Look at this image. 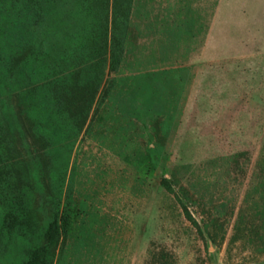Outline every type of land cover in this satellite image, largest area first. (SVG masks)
I'll use <instances>...</instances> for the list:
<instances>
[{
  "label": "rangeland",
  "instance_id": "obj_1",
  "mask_svg": "<svg viewBox=\"0 0 264 264\" xmlns=\"http://www.w3.org/2000/svg\"><path fill=\"white\" fill-rule=\"evenodd\" d=\"M91 1L59 0L26 69L58 140L52 264H264V0ZM26 239L0 229V264Z\"/></svg>",
  "mask_w": 264,
  "mask_h": 264
},
{
  "label": "trees",
  "instance_id": "obj_2",
  "mask_svg": "<svg viewBox=\"0 0 264 264\" xmlns=\"http://www.w3.org/2000/svg\"><path fill=\"white\" fill-rule=\"evenodd\" d=\"M101 1L97 0V4ZM122 1L126 6L130 4V0ZM81 2L85 8L88 0ZM118 2L112 3L113 18ZM91 4L94 6L93 0ZM57 5L59 0H15L11 8L16 27L12 32L0 33V201L4 203L0 229L18 233L23 240L27 238L22 264H52L61 230V189L52 183L57 159L53 151L58 140L37 126L44 114L38 112L39 99L26 72L31 55L47 58L46 51L34 54L44 43V36L37 29L49 27L51 19L62 24L59 17L58 22L54 20ZM75 93V106L70 110L72 117H78L71 132L74 137L84 124L88 98L85 88ZM47 104L43 105L49 110ZM47 116L50 117L49 112ZM34 192L41 197V209L34 203Z\"/></svg>",
  "mask_w": 264,
  "mask_h": 264
}]
</instances>
